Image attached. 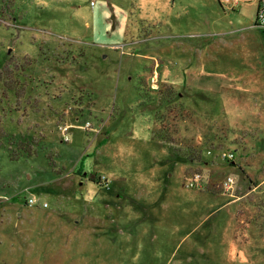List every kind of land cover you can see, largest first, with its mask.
Segmentation results:
<instances>
[{
  "label": "rangeland",
  "instance_id": "1",
  "mask_svg": "<svg viewBox=\"0 0 264 264\" xmlns=\"http://www.w3.org/2000/svg\"><path fill=\"white\" fill-rule=\"evenodd\" d=\"M259 6L0 0V264H264Z\"/></svg>",
  "mask_w": 264,
  "mask_h": 264
},
{
  "label": "built area",
  "instance_id": "2",
  "mask_svg": "<svg viewBox=\"0 0 264 264\" xmlns=\"http://www.w3.org/2000/svg\"><path fill=\"white\" fill-rule=\"evenodd\" d=\"M256 24L260 27L264 28V0H260V6L257 13V22ZM236 158L234 153H224L222 154V159L225 161H234ZM104 181V178H102ZM202 181L203 179L201 176L197 175L193 179V183L191 184L192 187H202ZM236 185V181L233 178H228L222 187V190L231 193L234 191ZM232 194V193H231ZM33 202V200H31Z\"/></svg>",
  "mask_w": 264,
  "mask_h": 264
},
{
  "label": "trees",
  "instance_id": "3",
  "mask_svg": "<svg viewBox=\"0 0 264 264\" xmlns=\"http://www.w3.org/2000/svg\"><path fill=\"white\" fill-rule=\"evenodd\" d=\"M12 90V89H11ZM169 137V136H168ZM166 138L165 136L162 138L165 142H167V143H170L171 145L173 144V142H174V140L172 139V138ZM25 152H26V150H25ZM28 152V151H27ZM198 158H200V157H198ZM103 177L102 176H100V177H98V176H92L90 179L92 180V181H94L95 183H97L98 185H100V186H104V185H107V182L105 183L104 181H103V179H102Z\"/></svg>",
  "mask_w": 264,
  "mask_h": 264
}]
</instances>
